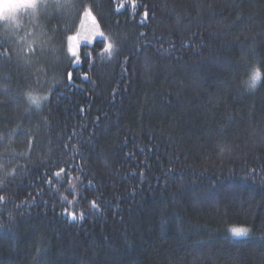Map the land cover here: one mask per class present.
I'll use <instances>...</instances> for the list:
<instances>
[{
    "label": "trees",
    "instance_id": "obj_1",
    "mask_svg": "<svg viewBox=\"0 0 264 264\" xmlns=\"http://www.w3.org/2000/svg\"><path fill=\"white\" fill-rule=\"evenodd\" d=\"M60 3L0 21V264H264V0Z\"/></svg>",
    "mask_w": 264,
    "mask_h": 264
},
{
    "label": "snow or ice",
    "instance_id": "obj_2",
    "mask_svg": "<svg viewBox=\"0 0 264 264\" xmlns=\"http://www.w3.org/2000/svg\"><path fill=\"white\" fill-rule=\"evenodd\" d=\"M66 5L60 3V0H16L14 7L11 9H8L4 11L3 13H0V21H15L17 18V14L21 10H27L30 15L33 17H36L42 13V10H48L52 9L55 11L58 8H64ZM86 15L90 13H85ZM102 36L103 33H100ZM69 40L74 39V37L69 36ZM112 47L111 44L108 45V48L110 49ZM73 76L72 72L68 73L69 79H71ZM255 82V78L253 79V84ZM28 100L30 104H34L37 106V108L40 107L42 99H47V98H41L38 96H33L30 93L27 94ZM7 156V150L5 152H0V192H6L7 190V185L9 178L11 177V173L8 171V168L11 167V163L9 160L4 159V157ZM0 201H7V196L6 195H0ZM75 217H73L74 219ZM9 220L12 221L13 218L9 216ZM13 227L12 223L8 224H0V229H6V230H11ZM232 233L235 234L236 236H245L248 235V229L245 228H237L233 227L231 229Z\"/></svg>",
    "mask_w": 264,
    "mask_h": 264
},
{
    "label": "clouds",
    "instance_id": "obj_3",
    "mask_svg": "<svg viewBox=\"0 0 264 264\" xmlns=\"http://www.w3.org/2000/svg\"><path fill=\"white\" fill-rule=\"evenodd\" d=\"M15 2L16 0H0V13H3L4 11L14 7ZM254 78L255 82L253 84ZM262 81H264V69L257 65L252 68V71L249 73L244 84L248 91H255Z\"/></svg>",
    "mask_w": 264,
    "mask_h": 264
},
{
    "label": "rangeland",
    "instance_id": "obj_4",
    "mask_svg": "<svg viewBox=\"0 0 264 264\" xmlns=\"http://www.w3.org/2000/svg\"><path fill=\"white\" fill-rule=\"evenodd\" d=\"M232 228H233V227H232ZM232 228H231V229H232ZM246 229H247V228H246ZM231 232H232V231H231ZM234 235H235V234H234Z\"/></svg>",
    "mask_w": 264,
    "mask_h": 264
}]
</instances>
